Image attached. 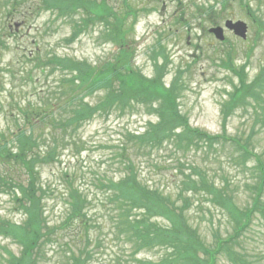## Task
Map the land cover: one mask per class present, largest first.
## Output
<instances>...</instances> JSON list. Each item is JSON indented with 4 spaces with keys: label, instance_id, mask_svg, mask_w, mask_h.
<instances>
[{
    "label": "rangeland",
    "instance_id": "rangeland-1",
    "mask_svg": "<svg viewBox=\"0 0 264 264\" xmlns=\"http://www.w3.org/2000/svg\"><path fill=\"white\" fill-rule=\"evenodd\" d=\"M106 1L119 9H123V3L127 1L138 9L136 16L125 14L122 17L127 34L126 56L131 66L151 78L156 75V69L160 70L163 66L166 86H170L176 77L179 78L178 89L181 90L177 92V104L190 125L211 134H222L225 127L227 134L223 150L216 147L218 151L211 149L208 155L205 154V147L181 146L176 150L167 143L160 150L140 154L137 169L141 180L149 186L159 187L165 193L173 192L181 204L183 200L179 192L184 187L181 171L189 174L188 165L193 162L196 167L195 179L198 178L196 175L207 177L220 189L235 194L240 191L241 194L234 196L235 200L241 206L247 205V188L257 182L249 170L253 162L257 164V161L253 157L240 155L234 140L243 144L247 142L252 152L263 157L264 92L261 87H256L243 101L252 102L256 107L242 104L226 120L224 109L235 88L240 85L237 73L242 67H245L247 82L254 80L264 67V0H227L224 11L221 8L224 0ZM212 7L220 15L217 22L223 19L220 21L223 23L226 18L246 21L249 26L248 39L244 41L228 33V42L221 43L209 34L208 28L213 23L203 19L199 22L196 16L200 12L198 9L207 12ZM85 12V8L80 9L77 15L68 17L80 20L85 18ZM32 21L30 25L25 24L18 29L14 27L8 40L9 46L0 49V80L3 84L0 132L7 133L9 129L15 128L14 117L21 115L20 109L26 104L31 102L40 105L41 97L49 91L55 92V77L60 75V71L47 74L41 66V58H31L33 55L29 54L36 52V43L44 54L87 60L97 69L111 60L119 49L106 36V24L101 22L89 23L85 31L70 42L68 37L72 36L73 24L63 17L57 18L51 11H41L40 16ZM161 43L165 46V55L157 49ZM229 56L234 63V66L229 67L236 70L223 65L229 61ZM104 92L103 89L99 90L87 99L96 103ZM256 94L255 100L253 97ZM148 109L149 106L142 104L124 114L114 112L109 117L99 116L86 123L77 132L76 141L81 138L83 143L80 152L79 145L74 141L76 135L64 137L60 130L57 131L63 146L58 149L54 160L38 167L39 195L42 197L40 204L45 206L51 224L67 216L70 206L68 197L73 186L87 189L93 198V206L98 207L94 210L104 213L101 208L104 194L99 188V179L120 177L118 166L112 160L115 146L119 144L122 132L129 130L143 133L150 120L154 123L159 120L158 114ZM20 125L26 126L22 118ZM49 130L47 126L45 133H49ZM22 175L21 171L17 172L19 181L25 178ZM191 192L193 190L184 194L190 205H193L186 216L206 246L213 247L216 239L214 234L224 238L231 232L228 223L231 218L212 203V196L194 195ZM26 218L27 214L17 203L16 197L14 199L11 192L0 187V222L21 224ZM153 221L157 225H165V220L161 218ZM106 231L103 232L102 240L97 241L99 248L90 264H136L129 257L130 245L124 246ZM50 245L46 246L47 257L38 264H62L63 258ZM21 251L22 246L16 239L0 233V264H10V256H20ZM163 252L156 247L144 248L137 256L155 262ZM218 264L228 262L222 256Z\"/></svg>",
    "mask_w": 264,
    "mask_h": 264
},
{
    "label": "trees",
    "instance_id": "trees-1",
    "mask_svg": "<svg viewBox=\"0 0 264 264\" xmlns=\"http://www.w3.org/2000/svg\"><path fill=\"white\" fill-rule=\"evenodd\" d=\"M84 8L85 18L76 20L68 17L77 15L76 12ZM137 10L129 5L124 12L106 0H0V49L10 44L7 35L12 33V23L30 24L41 11H51L57 18L63 17L73 24L70 42L89 23L101 22L106 24V36L122 47L100 69L87 60L44 54L37 43L36 52L29 54L33 55L32 59L41 58L45 73L60 71V75L55 77L54 93L49 91L41 97L40 105L26 104L20 109L22 116L14 117L15 128L7 133L0 132V187L11 192L27 214L21 224L0 222V233L13 237L22 246L20 256H10V264L40 263L48 255L46 246L49 244L63 258L62 264H90L101 226L97 223L98 214L91 213L93 198L87 189L71 187L67 216L51 224L45 206L40 204L38 167L54 160L58 149L63 146L57 137L58 130L64 137L76 135V141L78 130L96 117H109L114 112L124 114L142 104L149 106V112H156L159 120L155 123L149 121L143 133L122 132L112 154L120 177L99 179L101 187L96 185L104 194L101 202L105 208L104 215L110 217L108 225L113 224L117 229L113 237L121 240L124 246L130 245L129 257L136 264H218L222 256L228 264H264V157L256 155L257 164L254 163L249 170L257 182L247 188L249 200L245 206L235 200L240 191L235 194L220 189L207 177L196 175L198 178L195 179L193 162L188 165L189 174L181 171L184 186L179 192L183 200L181 204L173 192L165 193L141 180L137 169L140 154L160 150L167 143L176 150L181 146L205 147L208 155L211 149L218 151L216 147L223 150L227 134L225 127L222 134H211L190 125L177 104L181 90L178 89L179 78L166 86L163 66L156 69L152 78L131 66L124 47L127 34L122 17L125 14L136 16ZM223 65L234 66L232 57L229 56V61ZM237 76L240 85L225 104V120L242 104L248 103L243 101L256 87H261L264 92V67L251 82L246 81L245 67ZM2 86L0 80V96ZM102 89L105 92L96 103L87 99ZM257 95L253 99L256 100ZM248 104L256 107L252 102ZM57 108L59 110L55 111ZM21 118L26 126L20 125ZM47 126L50 130L46 134ZM76 143L80 152L81 138ZM241 145L238 141L240 155L250 156L248 143ZM18 171L24 174L22 181L16 176ZM188 190H193L191 193L194 195L212 196V203L231 218L228 220L231 232L224 238L214 234L213 247L206 246L186 216L193 206L184 196ZM155 218L165 220V225L153 223ZM155 247L164 250L159 260L153 262L137 256L142 249Z\"/></svg>",
    "mask_w": 264,
    "mask_h": 264
},
{
    "label": "water",
    "instance_id": "water-1",
    "mask_svg": "<svg viewBox=\"0 0 264 264\" xmlns=\"http://www.w3.org/2000/svg\"><path fill=\"white\" fill-rule=\"evenodd\" d=\"M226 27L233 30L236 35H239L242 38L247 37L248 26L243 21L234 22L232 20H228L226 22ZM211 32H214L219 39H224L223 28L221 27L213 28L211 29Z\"/></svg>",
    "mask_w": 264,
    "mask_h": 264
},
{
    "label": "flooded vegetation",
    "instance_id": "flooded-vegetation-1",
    "mask_svg": "<svg viewBox=\"0 0 264 264\" xmlns=\"http://www.w3.org/2000/svg\"><path fill=\"white\" fill-rule=\"evenodd\" d=\"M200 20L202 19V16L199 18ZM205 19H203V21H204ZM200 22V21H199ZM218 25H220V24H212V26H218ZM228 33H232V32H230L229 30H225V34L227 35Z\"/></svg>",
    "mask_w": 264,
    "mask_h": 264
}]
</instances>
